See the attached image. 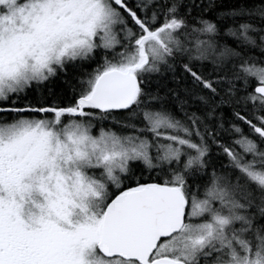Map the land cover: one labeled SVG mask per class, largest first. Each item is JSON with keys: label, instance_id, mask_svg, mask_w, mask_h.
<instances>
[{"label": "snow or ice", "instance_id": "6c2138e0", "mask_svg": "<svg viewBox=\"0 0 264 264\" xmlns=\"http://www.w3.org/2000/svg\"><path fill=\"white\" fill-rule=\"evenodd\" d=\"M0 264H264V0H0Z\"/></svg>", "mask_w": 264, "mask_h": 264}]
</instances>
